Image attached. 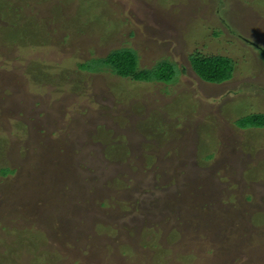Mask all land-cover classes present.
<instances>
[{
  "label": "rangeland",
  "instance_id": "1",
  "mask_svg": "<svg viewBox=\"0 0 264 264\" xmlns=\"http://www.w3.org/2000/svg\"><path fill=\"white\" fill-rule=\"evenodd\" d=\"M126 47L185 73L77 67ZM261 49L264 0H0V264H264V130L234 125L264 114Z\"/></svg>",
  "mask_w": 264,
  "mask_h": 264
},
{
  "label": "trees",
  "instance_id": "2",
  "mask_svg": "<svg viewBox=\"0 0 264 264\" xmlns=\"http://www.w3.org/2000/svg\"><path fill=\"white\" fill-rule=\"evenodd\" d=\"M3 33H7L10 36L8 40L13 42L12 44L18 42L24 44V34H22L17 27L11 30H4ZM3 40H5V38H3ZM259 51L264 62V50L261 49ZM189 64L194 74L202 82L209 85H221L230 82L233 79L236 68L231 58L216 55L205 56L197 52L189 57ZM77 67L79 71L84 74L94 76L98 74H111L131 84L164 85L166 87H173L178 84L181 75L185 73L176 63L169 60L161 61L150 69H141L138 53L129 47L112 51L104 58L94 57L91 60L80 63ZM48 81L47 78V82ZM157 124V126L153 124L154 130L162 128L159 123ZM234 125L237 129L242 131L264 130V114L244 116L235 121ZM162 129L160 131H163ZM149 139L151 138L149 137ZM212 159V155L206 158L208 161ZM10 173L12 172L8 169L1 170V174L4 176ZM18 234L15 233V235ZM26 235L28 234L26 233ZM123 246L121 247L122 256H129V250L131 248L129 246Z\"/></svg>",
  "mask_w": 264,
  "mask_h": 264
}]
</instances>
